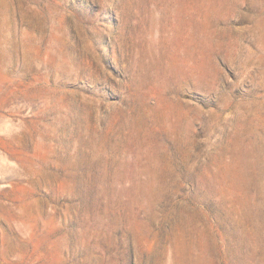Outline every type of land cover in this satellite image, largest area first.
<instances>
[{
	"label": "rangeland",
	"instance_id": "obj_1",
	"mask_svg": "<svg viewBox=\"0 0 264 264\" xmlns=\"http://www.w3.org/2000/svg\"><path fill=\"white\" fill-rule=\"evenodd\" d=\"M0 264H264V0H0Z\"/></svg>",
	"mask_w": 264,
	"mask_h": 264
}]
</instances>
